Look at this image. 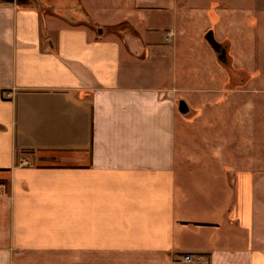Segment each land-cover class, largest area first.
<instances>
[{
	"label": "crops",
	"instance_id": "crops-1",
	"mask_svg": "<svg viewBox=\"0 0 264 264\" xmlns=\"http://www.w3.org/2000/svg\"><path fill=\"white\" fill-rule=\"evenodd\" d=\"M31 1H0V264H264V168L178 111L191 26L264 0Z\"/></svg>",
	"mask_w": 264,
	"mask_h": 264
},
{
	"label": "rangeland",
	"instance_id": "rangeland-1",
	"mask_svg": "<svg viewBox=\"0 0 264 264\" xmlns=\"http://www.w3.org/2000/svg\"><path fill=\"white\" fill-rule=\"evenodd\" d=\"M225 12L220 23L216 16L208 21L198 20L191 26L188 38L193 43L199 41L201 30L211 24L204 38L209 31L214 33L226 47V63L213 53L212 60L203 55L200 59L203 61L205 57L206 62L197 65L198 55H194L197 48L192 47L186 65L187 92L179 98L187 101L191 109L187 117L191 121L197 118L201 126L206 122L214 126L207 130L215 135V150L228 155L236 151L244 162L246 157L252 158H248V166L264 168V14L253 12L234 17L236 26H233L230 23L233 17L229 16V10ZM235 120L236 131L230 122ZM246 120L253 123L252 132L244 126Z\"/></svg>",
	"mask_w": 264,
	"mask_h": 264
},
{
	"label": "water",
	"instance_id": "water-1",
	"mask_svg": "<svg viewBox=\"0 0 264 264\" xmlns=\"http://www.w3.org/2000/svg\"><path fill=\"white\" fill-rule=\"evenodd\" d=\"M2 2H7V3H17V4H34L36 1H31V0H0ZM101 33L102 30H99ZM206 40L207 42L211 45L213 51L217 54L219 61L226 63V48L223 47L220 43H218L214 37V34L212 31H209L206 34ZM178 111L180 114L183 116L187 117L191 113V109L185 99H180L178 103Z\"/></svg>",
	"mask_w": 264,
	"mask_h": 264
},
{
	"label": "built area",
	"instance_id": "built-area-1",
	"mask_svg": "<svg viewBox=\"0 0 264 264\" xmlns=\"http://www.w3.org/2000/svg\"><path fill=\"white\" fill-rule=\"evenodd\" d=\"M195 259V256L191 255V254H187V255H184L182 258H181V261L183 263H191L193 260Z\"/></svg>",
	"mask_w": 264,
	"mask_h": 264
}]
</instances>
